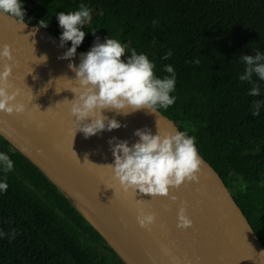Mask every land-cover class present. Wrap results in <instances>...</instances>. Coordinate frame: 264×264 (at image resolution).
I'll return each mask as SVG.
<instances>
[{"label":"trees","instance_id":"1","mask_svg":"<svg viewBox=\"0 0 264 264\" xmlns=\"http://www.w3.org/2000/svg\"><path fill=\"white\" fill-rule=\"evenodd\" d=\"M21 3L25 21L59 38L56 15L88 7L91 20L82 26L86 36L77 48L83 54L97 37L112 38L125 46V61L143 47L157 78L170 75L164 68L171 65L176 101L159 110L195 138L264 242V81L253 74L260 86L254 97L252 83L239 79L246 67L242 55L264 56V0ZM255 100L262 104L254 117ZM0 152L14 165L7 173L0 165V182L8 184L0 191V264H127L44 170L1 133Z\"/></svg>","mask_w":264,"mask_h":264},{"label":"water","instance_id":"2","mask_svg":"<svg viewBox=\"0 0 264 264\" xmlns=\"http://www.w3.org/2000/svg\"><path fill=\"white\" fill-rule=\"evenodd\" d=\"M23 23L27 25L25 28L16 22V18L0 13V46L10 45L14 57L13 61L0 59V71L4 63L13 64L9 80L14 89H19L17 100L26 106L22 114L0 112V133L43 170L40 163L8 134L14 130L24 133L71 168L108 207L146 264H264V254H260L264 252L262 238L220 172L199 151L202 163L197 173L198 181H186L178 189H171L170 194L177 198L175 201L170 197H151L139 190L134 193L121 189L111 170L103 166L114 163L109 140L115 137L117 141H127L132 146L139 140L134 135L137 129H147L155 135L158 128L163 134L181 131L180 127L159 109L156 113L142 109L128 115L105 111V116L121 123L119 129L104 130L88 138L77 131L74 136V117L70 114L69 102L64 100L75 99L71 91L76 86L75 73L68 65L74 63L78 67L83 53L77 49L73 58L59 59L71 45L65 43L61 47L59 37L25 20ZM43 55L47 60L40 63L39 58ZM182 202H185L187 215L193 221L188 229L177 227V213ZM77 208L127 264H131L98 226L93 213ZM139 209L156 215V222L150 230L139 227Z\"/></svg>","mask_w":264,"mask_h":264},{"label":"clouds","instance_id":"3","mask_svg":"<svg viewBox=\"0 0 264 264\" xmlns=\"http://www.w3.org/2000/svg\"><path fill=\"white\" fill-rule=\"evenodd\" d=\"M0 13L16 18L22 28L27 26L23 23L25 10L21 0H0ZM56 16L59 26L63 29L60 46L71 42V47L59 59H71L86 36L81 28L91 20V10L80 4L79 10L67 14L59 12ZM46 26L47 24L42 25ZM125 53V46L118 40L107 38L100 42L97 37L91 49L81 54L78 67L69 63L68 67L75 73L76 86L71 89L75 99L64 101L69 102V111L74 117V136L77 131L88 138L104 130L119 129L121 123L115 118L105 116V111L128 115L146 109L156 113L158 109H167L174 104L175 97L170 95L175 91L176 84L173 67L166 65L164 71L170 75L162 79L157 78L154 73L155 65L146 54H137L133 49L125 61L122 59ZM170 56L171 52L163 59ZM0 59L14 60L10 45L0 46ZM240 59L246 67L239 79L252 83L249 95L259 96L260 86L252 81V76L255 74L264 81V56L257 52L255 56L242 55ZM39 60L40 63L46 62L47 56L43 55ZM12 73L13 64L4 63L3 70L0 71V112L8 115L22 114L26 106L17 100L19 89H14L9 80ZM261 104L262 101H253L254 117L259 115ZM134 135L139 137V140L132 146H129L127 141H117L115 137L109 140L114 163L103 166L111 170L113 179L118 181L121 189L134 193L139 190L140 193L151 197H170L175 201L177 198L170 194L171 189H178L186 181H198L197 173L202 161L194 137L185 131L162 134L159 128L155 135L147 129H137ZM77 160L80 162L78 158ZM85 161L89 162L87 159ZM0 165L6 173L13 169V161L6 152H0ZM7 188L6 182H0V191H6ZM155 222L154 213L138 210L139 227L150 230ZM192 225L193 221L187 215L185 202H182L177 213V227L188 229Z\"/></svg>","mask_w":264,"mask_h":264},{"label":"bare ground","instance_id":"4","mask_svg":"<svg viewBox=\"0 0 264 264\" xmlns=\"http://www.w3.org/2000/svg\"><path fill=\"white\" fill-rule=\"evenodd\" d=\"M8 136L30 154L44 170L59 184L69 197L86 213L97 215L99 221L96 223L106 233L110 241L118 248L120 253L133 263L130 254L136 252L131 238L126 234L123 227L118 224L108 207L104 205L95 195L93 190L86 185L66 164L56 160L53 155L44 150L40 145L35 144L24 133L14 130ZM146 264L143 259L139 260Z\"/></svg>","mask_w":264,"mask_h":264},{"label":"rangeland","instance_id":"5","mask_svg":"<svg viewBox=\"0 0 264 264\" xmlns=\"http://www.w3.org/2000/svg\"><path fill=\"white\" fill-rule=\"evenodd\" d=\"M109 28H111V25H109ZM136 51L138 54H141V53H144V48L139 46L136 48ZM175 97V96H174ZM175 101H176V97H175ZM95 221H99V218L97 217V215H95ZM131 247L134 248L133 244H130ZM135 250V248H134ZM136 251V250H135ZM131 256V259L133 260V263L132 264H142L139 260L142 259L141 255L138 254L137 252H132L130 254Z\"/></svg>","mask_w":264,"mask_h":264}]
</instances>
